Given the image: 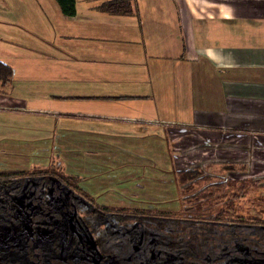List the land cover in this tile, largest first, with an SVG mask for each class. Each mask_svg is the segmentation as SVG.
<instances>
[{"label": "crops", "instance_id": "obj_1", "mask_svg": "<svg viewBox=\"0 0 264 264\" xmlns=\"http://www.w3.org/2000/svg\"><path fill=\"white\" fill-rule=\"evenodd\" d=\"M55 1L18 10L21 27L52 60L32 62L53 85L50 97L87 99L86 108L55 116L86 118L79 125L109 133L184 129L229 150L219 153L222 162L264 161L263 151L252 152L264 149V0H132L127 14L100 10L102 0H75L69 15ZM0 7L10 12L7 0ZM181 81L187 97L175 100Z\"/></svg>", "mask_w": 264, "mask_h": 264}, {"label": "rangeland", "instance_id": "obj_2", "mask_svg": "<svg viewBox=\"0 0 264 264\" xmlns=\"http://www.w3.org/2000/svg\"><path fill=\"white\" fill-rule=\"evenodd\" d=\"M7 2L10 12L0 7V59L11 64L14 73L11 81L0 84V169H25L27 174L18 185L0 187V264H29L30 250L38 251L44 260L62 254L82 261L92 259L86 264H119L113 254L95 251L93 235L80 219L76 204L84 198L108 205L178 210L181 199L176 172L196 164L214 172L222 162L217 159L219 153L229 150L202 144L196 132L179 128L157 134L146 129L139 136L79 125L89 120L86 118L55 116L59 115L56 111L69 115L64 111L86 108L87 99L54 100L48 92L53 85L44 79L37 63H32L52 60L39 53L36 36L21 27L24 23L18 10L21 5L41 10L48 0ZM185 84H177L175 100L186 99ZM7 104L23 110L10 113L16 110L2 108ZM46 109L54 112L46 115ZM24 138L31 141L29 145ZM258 151L264 156V149H252L254 154ZM245 162L243 171L220 173L231 178L264 176V161ZM35 166L53 172L44 177ZM59 174L74 175L82 191L72 190ZM256 190L264 192L260 187Z\"/></svg>", "mask_w": 264, "mask_h": 264}, {"label": "trees", "instance_id": "obj_3", "mask_svg": "<svg viewBox=\"0 0 264 264\" xmlns=\"http://www.w3.org/2000/svg\"><path fill=\"white\" fill-rule=\"evenodd\" d=\"M61 11L72 14L75 0H57ZM132 0H102L97 7L110 13H131ZM12 68L0 60V82L11 76ZM39 171H52L35 166ZM244 163L224 161L214 172H206L201 164L181 168L176 172L181 207L178 210H148L139 206H125L119 212L108 213L110 232L105 233L97 224L98 246L113 252L122 264H135L126 254L134 248L139 233L129 226L141 224L142 235L153 237L142 244L153 247L157 258H166L175 264H264V176L231 178L220 171H243ZM25 169L0 170V181ZM66 180L76 181L74 175L62 174ZM253 208V210H252ZM94 218L103 219L102 212H91ZM91 214L84 212L89 221ZM137 248V247H136ZM246 257V260L244 259Z\"/></svg>", "mask_w": 264, "mask_h": 264}, {"label": "flooded vegetation", "instance_id": "obj_4", "mask_svg": "<svg viewBox=\"0 0 264 264\" xmlns=\"http://www.w3.org/2000/svg\"><path fill=\"white\" fill-rule=\"evenodd\" d=\"M0 170H4V169H0ZM41 173H43L42 176H47L50 177L51 173L53 171H47V172H43L40 171ZM27 174V172H22L19 174H15L13 176L8 177V179L6 180H1L0 181V187H4V186H13V185H18L19 181L21 178H23L25 175ZM59 177L62 181L66 182L70 187H72V190H79L80 192L82 191V188L80 187V185L78 184L77 181H71V180H66L62 174H59ZM89 199H93L91 197H89ZM80 203H77L75 208L78 209L79 213H80V219H82L83 221H85L87 224V227L90 229L93 238H94V249L97 252H101V253H110L113 254L116 261L119 264H122L115 253H111L108 251H103L102 249L99 248L98 246V240H97V233H96V226L97 224H101L102 228L104 229L105 233H109L110 232V227L109 224H114L115 223V218L113 216H111L112 220H107L108 218V213H114V212H119L120 208H123L125 206H139L143 209H148V210H152L149 208H146L145 206H140V205H108L105 203H98V202H94L89 201L86 202V200L83 198L82 201H79ZM98 211V212H102L103 214V219L98 220L97 218H94L91 214L92 211ZM165 211H172V210H165ZM84 212H89L91 214L90 216V220L87 221L84 216L83 213ZM141 224H138V221H134L131 224H129V226L135 228L134 232L135 233H139L138 237L135 239V243L134 248L137 250V252L135 253H131V254H126L125 257H131L134 258V260L136 261L135 264H170L167 263L168 260L166 258H157L155 256L153 247L149 246L148 250L146 251V248L148 246V244H142V242L144 240L146 241H151L153 239V237H144L142 235V228L140 227ZM137 247V248H136ZM39 252L35 251V250H30L28 252V256H29V264H86V263H91L92 259H89L87 261H82L79 260L78 258L75 257H70L68 255H56L53 257H50V259L44 260L42 255H38ZM244 259L246 260V257H244ZM175 264H181L179 262L175 263Z\"/></svg>", "mask_w": 264, "mask_h": 264}]
</instances>
